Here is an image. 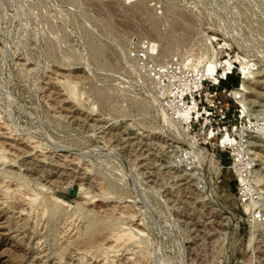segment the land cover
Here are the masks:
<instances>
[{
    "label": "rangeland",
    "instance_id": "rangeland-1",
    "mask_svg": "<svg viewBox=\"0 0 264 264\" xmlns=\"http://www.w3.org/2000/svg\"><path fill=\"white\" fill-rule=\"evenodd\" d=\"M0 264H264V0H0Z\"/></svg>",
    "mask_w": 264,
    "mask_h": 264
},
{
    "label": "built area",
    "instance_id": "built-area-1",
    "mask_svg": "<svg viewBox=\"0 0 264 264\" xmlns=\"http://www.w3.org/2000/svg\"><path fill=\"white\" fill-rule=\"evenodd\" d=\"M146 51H147V47L141 48L139 51L136 52L135 57L140 62L141 61L143 62L141 65H142V69H144V72H145L147 78L151 82H153L156 89H158V90L165 88L167 85L176 84V87L171 90V92L169 94V98L176 100L177 104H179L180 102L186 104L188 101V99H187L188 94L184 93V91H185V87L187 88L188 86L184 83L185 80H182L183 77L179 73L180 68H178V65H179L178 62L176 60H172V61L170 60L166 64H159V63L151 62L150 57L146 56ZM153 55H156V54L153 52V54L151 56H153ZM225 66H226V64H225ZM217 71L218 70L216 69L215 72L213 73V75L209 74L208 71H205L202 74V76H205L206 78L200 77L198 79H195L194 81H195V83L197 82L199 87H202V83L212 79L213 77L215 78ZM206 72H207V74H206ZM222 75H224V74H222ZM214 80H215V84H217V79H214ZM200 92H201V89H200ZM195 109L197 112V110H198L197 106H195ZM192 114L193 113H190L189 117L187 118L188 124H191V122H193V120L197 121V118L191 116ZM225 131H226L225 136L219 140V146L220 147H227L228 145H230L228 143V141L230 139L229 133L227 132V129ZM211 138H213V135H211Z\"/></svg>",
    "mask_w": 264,
    "mask_h": 264
},
{
    "label": "bare ground",
    "instance_id": "bare-ground-1",
    "mask_svg": "<svg viewBox=\"0 0 264 264\" xmlns=\"http://www.w3.org/2000/svg\"><path fill=\"white\" fill-rule=\"evenodd\" d=\"M228 66H230V65H228ZM226 67V66H225ZM215 69H216V65L215 64H213L212 62H210L209 64H208V67H207V70H208V72H210V73H213L214 71H215ZM229 69V68H228ZM227 68H224L222 71H223V74L225 75V77H229L231 74H232V71L231 70H228ZM239 72V71H238ZM238 75H240L238 78L241 80V82L242 83H245L246 81H248L249 80V73L247 72V73H243V72H239V74ZM251 80V79H250ZM240 86V85H239ZM238 90L239 89H237V93H238ZM240 91V93L242 92V90H239ZM233 94H235V93H233ZM253 96H254V94H253ZM178 113H179V111H178ZM181 114H182V112H181ZM186 117H187V113L185 114H182L181 115V118L180 119H186ZM180 121V120H179ZM253 138V137H252ZM230 140V139H229ZM248 144V143H247ZM250 145V144H249ZM260 169V168H259ZM23 198V197H22ZM131 216V215H130ZM123 237V236H122ZM113 238H115V237H113ZM112 239V238H111ZM121 242H122V240H120ZM125 241V240H124ZM128 241V240H127ZM117 243V242H116ZM120 244V243H119Z\"/></svg>",
    "mask_w": 264,
    "mask_h": 264
},
{
    "label": "water",
    "instance_id": "water-1",
    "mask_svg": "<svg viewBox=\"0 0 264 264\" xmlns=\"http://www.w3.org/2000/svg\"><path fill=\"white\" fill-rule=\"evenodd\" d=\"M74 195H75V190H72V191L70 192V196L73 197Z\"/></svg>",
    "mask_w": 264,
    "mask_h": 264
}]
</instances>
